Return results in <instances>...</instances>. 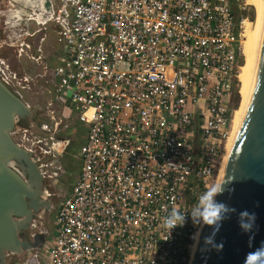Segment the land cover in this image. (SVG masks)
Wrapping results in <instances>:
<instances>
[{"label": "built area", "instance_id": "built-area-1", "mask_svg": "<svg viewBox=\"0 0 264 264\" xmlns=\"http://www.w3.org/2000/svg\"><path fill=\"white\" fill-rule=\"evenodd\" d=\"M6 1L0 47L21 57L42 35L36 56L26 57L43 69L36 80L44 79L49 118L31 120L18 135L52 185L63 174L56 158L71 144L59 135L67 127L56 107L74 110L87 127L54 237L35 258L189 264L202 224L186 216L170 232L164 217L173 208L187 214L216 184L231 132L247 0H50L51 12L32 9L19 32L18 2H26ZM53 49L54 62L47 57ZM0 80L29 105L35 80L2 56Z\"/></svg>", "mask_w": 264, "mask_h": 264}, {"label": "water", "instance_id": "water-1", "mask_svg": "<svg viewBox=\"0 0 264 264\" xmlns=\"http://www.w3.org/2000/svg\"><path fill=\"white\" fill-rule=\"evenodd\" d=\"M27 1L25 5L33 9L46 4L44 13L51 12L49 1ZM31 117L29 105L0 80V264H21L12 257L41 250L47 242L46 235L33 234L42 226L35 217L50 208L43 187L46 177L33 153L13 137L16 130L28 127ZM224 180V191L216 200L235 211L226 215L218 230L207 225L193 264H244L245 256L264 244V37L253 91ZM244 210L255 215L247 233L238 222ZM213 233L214 243L206 244L205 238ZM38 260L34 257L24 264H39Z\"/></svg>", "mask_w": 264, "mask_h": 264}, {"label": "bare ground", "instance_id": "bare-ground-1", "mask_svg": "<svg viewBox=\"0 0 264 264\" xmlns=\"http://www.w3.org/2000/svg\"><path fill=\"white\" fill-rule=\"evenodd\" d=\"M27 1V0H26ZM248 5L252 6L255 11V18L253 22L244 21L243 26V42H242V55L243 63L239 69L238 74V95L239 102L233 112L231 132L225 146V153L223 155L217 176L216 184L223 181L227 166L241 128L248 104L253 91L256 73L258 69L260 52L264 37V0H247ZM218 195L216 196L217 199ZM207 225L202 224L197 236L196 243L193 247L191 259L189 264H193L195 257L198 253L201 240L205 234Z\"/></svg>", "mask_w": 264, "mask_h": 264}, {"label": "rangeland", "instance_id": "rangeland-1", "mask_svg": "<svg viewBox=\"0 0 264 264\" xmlns=\"http://www.w3.org/2000/svg\"><path fill=\"white\" fill-rule=\"evenodd\" d=\"M242 15L246 21L253 22V20L255 18V11H254L252 6L248 5L246 7V9L244 10ZM0 27L3 28L2 23H1ZM2 28L0 30H2ZM16 28H17V32H19L21 27L19 26ZM40 35L41 34H38L37 36L35 35V37H33L31 39V41H29L30 48L28 49L29 52H27L26 55H29V56L31 55L34 57L36 56V52L38 49L37 44H36V40L38 39V37ZM1 36H2V34L0 35V38H1ZM49 40L53 41V37L50 36ZM21 41L27 42L28 40L26 37H23L21 39ZM21 41L18 40L17 43L20 44ZM17 48H19V47H17ZM15 49L16 48H14V49H7V48L4 49L3 48L1 50L2 56L5 58H8L11 61V65L16 72H18L20 74H26L27 76H29L35 80V84L31 87V89L29 90V92L27 94L26 101L28 102L30 110L32 112V119L31 120L32 121H36V120L45 121V120H47L48 115H47L45 109L42 108V106L45 104V100L49 99V96L46 93L45 89L43 88L44 83H45L44 79H39V81L36 80L37 79L36 75H41L43 69H42L40 63H36L33 59L26 57V55H22L21 57L18 56ZM17 51H18V49H17ZM54 51L55 50L53 49L49 52V55L47 56L49 61L54 62V58L52 56ZM242 63H243V55H241V59H240V63H239L240 67H241ZM36 82H38V83H36ZM238 85H239V83L237 80L235 82V89H234V94H233V98H232L234 110L236 109L238 102H239V95H238L239 86ZM75 122L78 123L77 117L75 118ZM76 123L67 125L66 136H68L69 138H71V137L76 138L74 146L76 145L77 149H78L81 145L80 144L81 140L85 137L86 132L82 131L83 133L80 135L81 137H79L77 134L80 131L81 127L78 128V126L75 125ZM75 127L78 128V132H77V128H75ZM82 129H84V128H82ZM18 133H19V129L14 132L13 137L19 143L20 135H18ZM33 133L34 132H32L31 134H33ZM73 149H74V147H72V149H70V153H68L64 158L61 159V162L64 161L66 163H70V158L72 156L71 154L73 153L72 152ZM35 150H36L35 153L39 152L38 149H35ZM47 159H48V157H46V160L44 162V168H43L44 171H46V169H47L45 167L46 163H49V159H48V161H47ZM75 161H76V164H72V165H75L74 167H76V165L78 166V160L75 159ZM46 189L49 190L48 186L46 187ZM61 190L63 193H62V197L60 196L61 200L58 202V204H61L60 202L66 197L65 195H66V192L68 191V189L66 190L65 187L61 188Z\"/></svg>", "mask_w": 264, "mask_h": 264}, {"label": "clouds", "instance_id": "clouds-1", "mask_svg": "<svg viewBox=\"0 0 264 264\" xmlns=\"http://www.w3.org/2000/svg\"><path fill=\"white\" fill-rule=\"evenodd\" d=\"M226 182L227 181L224 180L219 184H214L205 189V191L199 196L195 207L187 214L173 208L169 214L164 217V227L171 232L175 227L183 226L186 216H191L194 223L216 226V229L218 230L220 222L226 217V215L235 211V209L229 208L226 204L216 200V196L224 191V185ZM238 222L243 232H250L255 222V215L244 210L239 213ZM214 235L215 233L206 237L205 243L213 244ZM214 246L222 248V245ZM244 264H264V244H261V246L254 251L249 252L244 258Z\"/></svg>", "mask_w": 264, "mask_h": 264}, {"label": "flooded vegetation", "instance_id": "flooded-vegetation-1", "mask_svg": "<svg viewBox=\"0 0 264 264\" xmlns=\"http://www.w3.org/2000/svg\"><path fill=\"white\" fill-rule=\"evenodd\" d=\"M0 1H4V2H6L7 3V1L6 0H0ZM33 1V0H32ZM44 3H47V1H49L50 2V0H42ZM28 2V1H27ZM27 2L25 3V4H27ZM3 4H5V3H3ZM24 4V2L22 1V2H18V5H20L18 8H21V11H22V15L24 16V19L21 21V29H23V31H24V29L26 28V26H25V22H26V19L28 18V16L31 14V12H32V9L33 8H31L29 5L27 6V5H25ZM31 4H33V2H31ZM6 5V4H5ZM17 8V7H16ZM37 9H39V10H42V11H46V4H41L40 6H38L37 7ZM45 14H47V13H45ZM24 26H25V28H24ZM2 27H0V29H1ZM3 32V28H2V30H0V35H1V33ZM43 33V32H42ZM31 119H32V117H31ZM31 119L30 120H28L26 123L28 124V126H29V123H31ZM33 122V121H32ZM22 123H25L24 121H21V124ZM36 158L38 159L37 160V163H38V165L40 164L39 163V155L38 154H36ZM63 157L61 156V157H58V158H56L57 159V164H62V162H61V159H62ZM61 162V163H60ZM64 181V180H63ZM66 185V182H64V184H63V186L64 187H66L65 186ZM48 186V188H49V190L47 189L46 190V187ZM43 187L45 188V190H46V192H47V195H48V197L46 198V200H48V198L50 197V208H49V210H46V208L44 209V213H43V215H42V217H38V216H36L35 217V219L36 220H38V222H39V224H38V226H41L42 228H40V229H45L47 232H51V230L53 229V227H54V217L56 216V213H57V210H58V207H59V205L60 204H58V202L61 200V197H62V190H61V188L59 187V189H58V187L56 186V185H52L51 183H50V181H49V179H45L44 180V182H43ZM61 196V197H60ZM63 201V200H62ZM62 201L60 202V203H62ZM46 232V233H47ZM38 233V231L37 230H34L33 231V234L34 235H36ZM45 235V234H44ZM46 237H47V235H46ZM36 252V253H35ZM31 255H32V258H34L36 255H37V253H38V250H32L31 252ZM26 259H25V261L26 260H28V259H31V258H28V256H26L25 257ZM25 261H24V263H25ZM23 262H22V264H24Z\"/></svg>", "mask_w": 264, "mask_h": 264}, {"label": "crops", "instance_id": "crops-1", "mask_svg": "<svg viewBox=\"0 0 264 264\" xmlns=\"http://www.w3.org/2000/svg\"><path fill=\"white\" fill-rule=\"evenodd\" d=\"M42 37V35H40L39 37H38V39H40ZM37 39V40H38ZM51 43H53V41H51ZM49 101V99H46L45 100V103L46 102H48ZM56 109H57V113L55 114V116L56 117H60V118H62L63 119V125L64 126H66L67 127V125L68 124H74V123H76L75 122V118H76V114H75V112H74V110H71L70 112H67L66 110H64V108L62 107L61 109L59 108V106L58 107H56ZM61 110V111H60ZM76 126H78V128L79 127H81L80 128V131L78 132V128L77 127H75V128H77V132H78V136L79 137H81L80 135L83 133L82 131H85L86 132V134H87V127H85L84 125H82L79 121H78V123H76L75 124ZM82 128H84V129H82ZM86 129V130H85ZM66 130H67V128H66ZM66 130H65V133H66ZM64 133V134H65ZM86 134H85V137L81 140V142H80V144H82V143H84L85 142V139H86ZM60 135V134H59ZM81 139V138H80ZM75 140H76V138H73V137H71L70 138V141H71V144H70V146H69V148H68V150L65 152V154L62 156L63 158L68 154V153H70V149H72V147H74V149L73 150H76L77 149V146L75 145L74 146V144H75ZM77 144V143H76ZM78 150V149H77ZM73 157V155L71 156V158ZM63 164V165H62ZM62 164H61V166H62V168H63V174H65V176L63 177L64 179H62V178H60V181H59V183L61 184L60 185V188H63L64 186H63V184H64V182H66V187H65V189L67 190L68 189V191L66 192V195L65 196H67L68 195V193H69V191H70V182H72L73 181V179L78 175V172H79V162H78V166L76 165V167H74L75 165H72V164H76V161H72V160H70V163H67V166L65 167V165H66V163L65 162H63L62 161ZM65 168H64V167ZM64 180V181H63ZM59 188V187H58ZM54 220V219H53ZM40 228H42V227H38V229H37V231L38 232H40V233H42V234H45V235H47V242L44 244V245H46L48 242H50L52 239H53V237H54V227H53V229L51 230V232H47L44 228L43 229H40ZM47 232V233H46ZM42 250H43V248L41 249V250H38V253H41L42 252ZM36 253V252H35ZM37 253V254H38ZM26 256H28V258H32V255H31V253L30 252H27V253H22V255H20V256H13L12 257V260L13 261H16V260H20L21 262H23L24 263V261H25V257ZM39 259V258H38ZM39 261V264H43L42 263V260H38ZM26 262V261H25ZM22 264V263H21Z\"/></svg>", "mask_w": 264, "mask_h": 264}, {"label": "trees", "instance_id": "trees-1", "mask_svg": "<svg viewBox=\"0 0 264 264\" xmlns=\"http://www.w3.org/2000/svg\"><path fill=\"white\" fill-rule=\"evenodd\" d=\"M2 34V36H1V38H0V41H2V39L4 38V34H3V32L1 33ZM3 48L2 47H0V56H2V53H1V50H2ZM5 49V48H4ZM3 57V56H2ZM64 133H65V131L63 130L62 132H61V134H60V136L62 137H64L65 135H64ZM73 153L71 154V155H73V157L72 158H70V160H74L75 161V155H76V152H77V149L76 150H73L72 151ZM64 162V161H63ZM66 163V162H65ZM63 165V164H62ZM67 166V163H66V165H65V167ZM64 167V166H63ZM64 167V168H65ZM68 167V166H67ZM65 176V174H62V175H60V178H62V179H64L63 177ZM60 183H58L57 184V187L59 186L60 187ZM59 189V188H58Z\"/></svg>", "mask_w": 264, "mask_h": 264}]
</instances>
